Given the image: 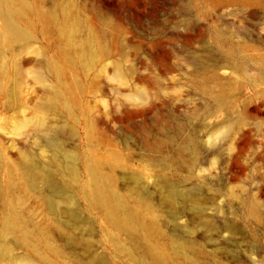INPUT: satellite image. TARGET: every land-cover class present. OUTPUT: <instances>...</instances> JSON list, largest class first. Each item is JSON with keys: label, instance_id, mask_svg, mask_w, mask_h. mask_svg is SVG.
I'll return each instance as SVG.
<instances>
[{"label": "rangeland", "instance_id": "rangeland-1", "mask_svg": "<svg viewBox=\"0 0 264 264\" xmlns=\"http://www.w3.org/2000/svg\"><path fill=\"white\" fill-rule=\"evenodd\" d=\"M23 1L0 264H264V0Z\"/></svg>", "mask_w": 264, "mask_h": 264}, {"label": "bare ground", "instance_id": "bare-ground-1", "mask_svg": "<svg viewBox=\"0 0 264 264\" xmlns=\"http://www.w3.org/2000/svg\"><path fill=\"white\" fill-rule=\"evenodd\" d=\"M19 2L20 7L14 8V3ZM25 2L23 0H0V11L3 13L4 20H5V26H6V34L7 37L11 40H21L24 39L26 34L21 30L18 24V16L21 14L23 8L25 7ZM16 6V5H15ZM217 101L221 102V98L217 97ZM95 190L99 197V199L102 201V203L105 204V207H107V210L109 214L112 217H116L118 215V208L119 204H116L113 199H111L107 193L105 188L103 187V184L101 183L100 178H95ZM122 218V223L131 224L132 223V213L124 215Z\"/></svg>", "mask_w": 264, "mask_h": 264}]
</instances>
